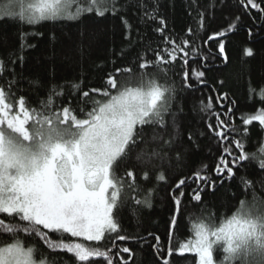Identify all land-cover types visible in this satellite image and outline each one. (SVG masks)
Segmentation results:
<instances>
[{
    "label": "snow or ice",
    "instance_id": "1",
    "mask_svg": "<svg viewBox=\"0 0 264 264\" xmlns=\"http://www.w3.org/2000/svg\"><path fill=\"white\" fill-rule=\"evenodd\" d=\"M133 2L143 12V23L156 24L153 31L159 34L160 41L156 47L151 42L140 44L142 51L136 58L107 73L98 88L84 90L80 83L73 82L65 96L63 86H54L43 99L32 102L17 95L19 81L14 73L3 78L5 66L0 62V264H57L53 253L59 252L71 254L73 264H130L122 254L131 256V249L118 242L136 238L124 233L120 210L128 200L150 208L151 192L155 191V187L144 189L137 183V170L145 181L154 173L156 181L167 182L160 171L162 151L137 150V146L144 140L146 126L166 129L167 117L172 115V127H176L171 112L176 88L169 81V73L177 64L187 88L193 86L190 77L198 82L205 77L204 71L188 70L189 56L199 47L195 40L204 29L202 13H197L195 32L191 27L187 30L191 39L181 37L177 42L166 31V21L158 19V0H8L5 7H0V19L37 25L43 21L79 20L92 12L100 17L109 12L117 15L127 11ZM238 4L250 16V9H254L258 18L264 19V0H238ZM120 18L131 43L132 25L125 16ZM238 21L236 17L226 29L205 40H216L225 62L221 38L233 31ZM246 55L252 56V50L246 49ZM259 97L264 101V90ZM216 99L228 97L224 94ZM213 107L209 98L201 111L210 112ZM229 113L231 107L225 109V114ZM215 116V124L210 123L208 129L223 144L213 169L219 180H212L204 164L193 176L175 183L179 191H173L171 196L174 213L168 242L171 244L177 228L188 182L194 184L190 202L197 205L195 211L199 214L190 225L191 238L177 242L180 255L191 254L190 258L186 256L187 264H264V198L255 195L256 184L239 177L245 197L233 212L219 219L212 211L205 214L207 205L201 196L205 189L215 192L218 184L231 182L237 176L236 169L246 161H257L259 169L264 170V148L259 154L248 153L242 139L229 135L243 137L248 129L230 126V116L227 121L220 113ZM254 122L264 126V108L242 118L245 126ZM152 141L164 146L172 144L171 138L164 140L157 134H153ZM257 183L264 191V180ZM141 192L143 199L139 198ZM187 207L184 203V213ZM148 235L154 239L155 252L161 253L160 237ZM25 237L40 242L44 250L37 254L38 245L26 246ZM140 240L147 242L144 237ZM172 254L173 249L168 247L162 264H169Z\"/></svg>",
    "mask_w": 264,
    "mask_h": 264
},
{
    "label": "trees",
    "instance_id": "2",
    "mask_svg": "<svg viewBox=\"0 0 264 264\" xmlns=\"http://www.w3.org/2000/svg\"><path fill=\"white\" fill-rule=\"evenodd\" d=\"M7 3L8 0H0V7H5ZM158 3V19L166 21V31L177 42L181 37L191 39L187 30L191 27L195 32L196 20L199 18L197 13L203 14L204 29L195 40L199 47L194 50L193 56H189L188 70L204 71L205 77L203 82L190 77L189 82L193 86L187 88L183 85L179 63L169 73V81L176 88L171 108L176 127H172V115L167 117L166 129L146 126L144 140L137 146V150L158 148L162 151L164 158L160 171L164 172L167 182L156 181L154 173L145 181L137 170V183L142 188L150 190L155 187V191L151 192V207H140L134 200L127 201L120 210L119 219L124 233L136 239L120 241L118 244L131 249V256L122 254L130 264H162L168 247L173 249L169 264H187L186 256L190 258L191 254L180 255L177 242L191 238L190 225L199 214L195 211L197 205L190 202L194 184L186 182L184 186L182 213L169 244V222L174 213L171 196L173 191H179L175 189L179 179L193 176L204 164L212 180H219L213 169L222 154L223 144L218 143V138L209 134L208 129L210 123L215 124V113H220L226 121L230 116L233 122L230 126L248 129L243 137L229 134L230 137L242 139L246 152L259 154L260 149L264 148V126H259L258 122L248 126L242 123L243 116L264 108V101L259 97L261 90H264V19L258 18L254 9H250V16L238 4V0H158ZM121 15L132 25L131 43L121 22ZM142 15L143 12L133 2L127 6V11L117 15L109 12L103 17L92 12L84 14L79 20L43 21L37 25L22 24L8 18L0 19V62L5 66L3 78L14 73V78L19 81L17 95L30 98L32 102L37 98L43 99L54 86H63L65 96L73 82L80 83L84 90L98 88L107 73L136 58L137 52L142 51L140 44L151 42L156 47L159 43V34L153 31L156 24L151 21L143 23ZM236 17H239L236 28L221 38L225 43V62L216 40H207L206 43L205 40L212 33L226 29ZM22 36L25 38L22 39ZM246 49H251L253 55L247 56ZM122 50L124 55H121ZM194 59L196 62H193ZM3 78H0V84ZM30 81H36L37 84L32 85ZM224 94H227L228 99H216ZM209 98L214 105L213 109L210 112L201 111L202 105L208 103ZM229 107L232 113L225 114V109ZM153 134L163 136L164 140L171 138V146L153 142ZM243 164V167L236 169L237 176L231 182L218 184L215 192L205 189L201 193L202 202L207 205L205 214L212 211L219 219L233 212L238 201L245 197L239 177H245L256 184L255 195L264 198V191L257 183L264 180V170L259 169L257 161H246ZM251 195V190H248V198ZM133 196L136 197L137 193H133ZM139 198L143 199V192ZM184 203L188 204L187 213L183 212ZM149 233L160 237L161 253L155 252L152 247L154 239ZM141 237L147 242L141 241ZM24 242L26 246L37 244V254L44 250L40 242H34L28 237L24 238ZM53 255L57 256V264H73L71 254L59 252Z\"/></svg>",
    "mask_w": 264,
    "mask_h": 264
},
{
    "label": "water",
    "instance_id": "3",
    "mask_svg": "<svg viewBox=\"0 0 264 264\" xmlns=\"http://www.w3.org/2000/svg\"><path fill=\"white\" fill-rule=\"evenodd\" d=\"M223 56V55H222ZM227 62V61H226ZM171 258V257H170Z\"/></svg>",
    "mask_w": 264,
    "mask_h": 264
}]
</instances>
